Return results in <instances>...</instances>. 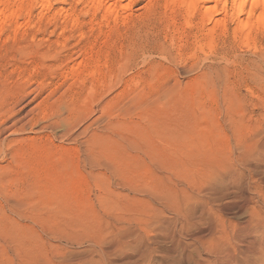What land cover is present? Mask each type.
<instances>
[{"label":"rangeland","instance_id":"374dc122","mask_svg":"<svg viewBox=\"0 0 264 264\" xmlns=\"http://www.w3.org/2000/svg\"><path fill=\"white\" fill-rule=\"evenodd\" d=\"M169 2L3 1L0 264H193L203 198L246 218L218 176L264 179V22L203 34Z\"/></svg>","mask_w":264,"mask_h":264},{"label":"bare ground","instance_id":"6f19581e","mask_svg":"<svg viewBox=\"0 0 264 264\" xmlns=\"http://www.w3.org/2000/svg\"><path fill=\"white\" fill-rule=\"evenodd\" d=\"M3 1L4 0H0V18H1L0 27L2 26L1 25L2 23H5L6 21H8V19L10 17H12L13 15H15L17 13L16 10L9 9L11 6L9 8L7 7V5L5 6L4 5L5 3H3ZM39 1H40V3L43 4V6L44 5L49 6V4H50V2L48 4V0H39ZM102 1L103 0H90V4H92V6H95V7L98 6L99 7ZM167 1L171 2V3L169 2L170 5L173 2L175 3V0H167ZM5 2L7 4V1H5ZM8 4H10V3H8ZM107 6H106V10H104V15L106 14V16H107V14L110 15L112 13L111 12L112 8H110L111 10L108 9L110 7V5L108 6V8H107ZM18 9H20V8H18ZM180 9H181V11L185 17V21L188 23L193 22L195 17L199 16L196 24L201 27V31L203 34H207L209 30H210V32H212L213 28H215V29H221L222 27L225 28L227 22H229V21L235 22L237 34L235 33L234 36L236 38L240 37V39L242 38L246 42H247V40H249L248 39L249 38L248 31H250V28L252 27L253 21H256V22L260 21L262 23L264 22V0H181ZM106 16H104V17H106ZM75 20H77V18H75ZM193 23H195V22H193ZM262 26H263V24H262ZM251 30H252V28H251ZM176 35L177 36L175 38H173L170 42L171 47L174 49L181 47V46H187L189 48L192 46L196 47V45H198L199 46L198 48L203 50L207 46L205 43H201L196 39H193V40L187 42V39L184 35L183 36L178 35L177 33H176ZM235 37H233V38H235ZM78 66H79V64H78ZM80 68L81 67H78L75 70L71 71L72 75L78 74V71L80 70ZM85 74L86 75H94V74H98V71L91 68L90 70L86 71ZM260 144L261 143H259V145ZM260 149L262 151H264V142H263V145L261 146ZM249 151H248V154H251ZM245 152H247V151H245ZM260 153L263 154L264 152H260ZM240 156H242V155H240ZM238 157H237V159H238ZM243 157L244 156H242V158ZM242 158L240 157V159H242ZM232 160L234 161V159H232ZM256 161H258V160H256ZM263 161H264V159H263ZM234 162L237 163L236 158H235ZM246 163H248V161ZM262 163H264V162H262ZM236 167L237 166L235 164V170H237ZM223 168H221V170H223ZM225 169H226V167H225ZM214 170H215V168H214ZM231 170L227 169L223 172L221 171L222 174L218 173L220 171L218 169L215 171L218 174H220L218 177H221L222 179L221 178H219V179L223 180L224 183L226 184V187H227V191H225L226 194L223 195L221 198L226 197V195H228V197H229L230 194L236 195V196H238L240 194V196H242L243 199L241 200L239 206L242 210L245 209V211H246L245 213L247 216L244 220L240 219L241 220L240 222L236 221L237 223L235 222L232 224L229 220H227L228 218L227 219L222 218V214H227V212H226L227 209L222 208L223 206L218 207L219 206L218 205L217 207H214L216 205H214V206L212 205V203L216 199H218V200L220 199L219 197L216 199L212 198L214 196H209V197L203 198L204 199L203 203L205 202L204 205L206 206L205 210L203 209L206 213V214L205 213L204 214L207 215V213L210 212V215L212 213V214L216 215V218L212 219V220L210 218L208 219V220H210L207 224L208 225V227H207L208 231L207 232L209 233V235L204 233L205 235H208L207 238L204 237L205 235L201 236L202 233H200L201 235H199V236L198 235L195 236L196 234H194L193 241L195 240V243L198 241L201 244L202 248H204L203 250L205 251L204 252L205 254L200 253L197 260L193 261V264H264V179L260 178V181H259L260 186L254 187L253 192L250 191V189L245 192L243 190V188L241 187V185H238V180L240 178L246 177L245 173L243 172L244 170H242V171L239 170L237 172L236 171L234 172V170L233 171H231ZM247 175L250 176L251 174L248 173ZM211 177H212V175H211ZM216 179H218V178L216 177ZM240 181H241V179H240ZM209 191H208V193L211 195L212 192L210 193ZM162 196H163V194H162ZM205 196H206V194H205ZM214 215H212L211 218H213ZM208 216L209 215H207V217ZM185 219H186V217H185ZM187 220H188V218H187ZM189 243H193V242H189ZM195 246H194V248H195ZM197 248H199V246ZM257 252L260 254V256L255 257V260H252L251 256ZM189 259H193L192 255H191V258H189ZM24 263L25 264H55V263L47 261V260L34 261L31 263L23 262V264ZM82 263H84V262H82ZM65 264H79V262L73 261V262H69V263H65ZM103 264H105V263L103 262ZM113 264H115V263H113Z\"/></svg>","mask_w":264,"mask_h":264}]
</instances>
